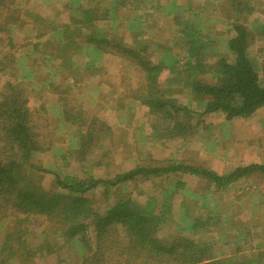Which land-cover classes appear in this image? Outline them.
Wrapping results in <instances>:
<instances>
[{
  "label": "rangeland",
  "instance_id": "obj_1",
  "mask_svg": "<svg viewBox=\"0 0 264 264\" xmlns=\"http://www.w3.org/2000/svg\"><path fill=\"white\" fill-rule=\"evenodd\" d=\"M78 1L91 14L95 33L102 35L109 30L114 40L130 45L136 42L141 47L146 45L148 58L154 62L164 60L168 65H175V69L167 68L161 83L165 89L173 92L179 103L194 110L189 119L192 133L185 137L179 135L172 139H154L151 135L152 118L148 109L137 105L130 98L131 92L140 86L141 74L133 70L132 66H127L115 51H100L99 54L94 45L86 44L84 36L78 35L74 27L69 28V36L59 37V33H50L46 39L36 38L35 34L39 31L46 33L55 28L60 31L68 23L73 25L70 23V15L66 13ZM256 1V10L246 17L245 23L254 32L255 42H251L249 52L264 84V38H260L263 35L261 28L257 29L264 22V0ZM225 2L226 0H2L0 26L3 31H0V52L3 54L12 51L13 54L10 52L9 55L11 60L14 61L15 57L16 61L13 63H19L22 56L33 51L35 42L40 43L38 49L41 51L25 56L28 57L25 60L30 68L38 71V84L35 85L26 77L17 76L11 71L8 75L14 81H19L20 88L29 90L26 92L29 94L27 99L30 108L44 110L39 123L41 131L44 132L43 141L46 145L50 144V148L38 153L34 164L58 170L62 175H87L80 172L79 161L75 158L79 145H74L71 139L75 128L62 122L63 99L72 107L77 106L75 109L79 110L81 119L85 121L83 134L87 133L90 121L95 117L114 129L111 136L102 134L103 140L99 141L102 147L97 150L98 156H91L92 158L85 161L84 168L87 167L88 172L95 170V176L111 178L117 172L139 164L153 166L172 160L202 165L219 173L229 172L239 165L264 162V108L248 117L231 120L219 112L201 116L200 111L205 100L198 99L188 85L190 76L185 63L189 51L185 38L187 40L189 35L181 31L186 27L194 29L200 35L198 44L200 41L204 44V63L208 66L214 65L220 56L231 57L226 41L232 33L228 31V23L224 18ZM114 12L118 17L115 21L112 15ZM73 14L76 18L83 16L80 11ZM10 38L15 43L11 50V44L8 43ZM61 41L72 43L69 51L63 55L52 45L53 42L58 45ZM43 43H47L46 46ZM73 49L77 50L73 53ZM207 49L211 53L206 54ZM61 55H71L75 64L70 69L68 65L63 67L61 60L57 58ZM85 61L95 64L92 67L97 68L95 74L83 67ZM6 76L0 74V89ZM199 77L205 81L214 80L211 72L200 74ZM78 80L82 82L79 87H75ZM46 82L62 87L53 91V87L48 88ZM97 82L98 89L94 90ZM78 97L80 100L76 105L73 102ZM101 161L104 163H100ZM53 177L44 173L43 186H52ZM177 177L179 176L176 174L138 177L117 185L108 197L103 190H96L90 193L89 198L98 210L104 209L123 194H128L142 206L154 199L155 211L160 209L162 200L166 198L170 202L169 220L160 235L167 238L187 235L196 241L198 236L189 230V220L193 216L206 218L210 212L215 220H210L213 221L211 228L205 229L201 235L207 242L214 241L213 243L220 246L216 254L228 258L241 245L243 254L240 260L264 255V227L261 229L263 235H258L256 229L264 221V173L257 172L250 180L232 183L227 190L221 192L206 180L188 174L180 177L185 182L184 187L175 190ZM223 211H227V221L219 219L223 216ZM22 217L10 214L4 221L11 225L24 218ZM47 221L46 217L31 218L30 222H22L21 228L31 233L29 237L33 242H41ZM2 226L5 225L0 224V240L4 233ZM238 228L243 230V235L237 234ZM247 233L249 234L246 235ZM61 246V255L64 257L68 247L65 243ZM68 249L75 257L78 248L70 245ZM53 263V257L37 259L35 262ZM8 264L19 262L10 261Z\"/></svg>",
  "mask_w": 264,
  "mask_h": 264
},
{
  "label": "trees",
  "instance_id": "obj_2",
  "mask_svg": "<svg viewBox=\"0 0 264 264\" xmlns=\"http://www.w3.org/2000/svg\"><path fill=\"white\" fill-rule=\"evenodd\" d=\"M256 2V0H226L224 18L228 23V31L232 33L226 43L231 57L220 56L211 67L204 63V44L202 41L198 44L200 35H197L194 29L186 27L181 31L189 35L187 40L185 38V45L188 46L189 51L185 63L190 76L188 85L198 99L205 100L204 107L200 111L201 116L219 112L223 113L226 119L231 120L248 117L258 109L264 108V84L249 52L251 42L254 41V32L245 23L246 17L256 10ZM1 3L2 0L0 5ZM69 10L66 15H70V23L73 25L68 23L60 31L57 28L46 33L39 31L35 34L36 38L46 39L50 33L54 35L59 33V37L69 36V28L74 27L78 35L84 36L86 44L94 45L99 50V54L100 51H115L127 66H132L133 70L141 74L140 86L131 92L130 98L135 100L137 105L148 109L152 118L150 119L152 134H150L154 139H172L179 135L185 137L192 133L189 119L194 110L179 103L173 92L165 89L164 84L161 83L167 68L175 69V65H168L169 63L164 60L154 62L148 58L146 45L141 47V44L136 42L130 45L114 40L109 30L102 35L95 33L92 28L93 18L91 19V14L85 7L79 5V1ZM75 11L82 12L83 16L76 18L73 14ZM112 15L114 21L118 19L115 12ZM258 28H261L263 33L260 38H264V22ZM0 31H3L1 26ZM8 43L11 44V50L15 43L11 38ZM43 44L46 46L47 43ZM70 44L72 46V43L66 44L64 41L58 45L56 42L52 43L62 55L69 51ZM39 45L38 41L35 42L33 51L22 56L23 59L17 60L19 63H13L16 61L15 57L14 61L11 60L12 57L9 55L10 52L13 54L12 51L3 54L0 52V74L7 75L0 89V219H2L0 224L5 225L2 226L4 233L0 240V264H8L10 261L35 264L37 259L47 257H53V264H264L263 254L240 260L243 254L241 245H238L234 254L228 258L216 254L220 246L213 243L214 241L207 242L202 237V232L205 229L209 230L215 220L210 212L206 218L193 216L189 220V230L197 233L196 241L187 235L167 238L160 235V231L165 228L169 220L170 202L166 198L162 200L158 211H155L154 199L142 206L128 194H123L113 203L99 210L89 198L90 193L96 190H103L102 192L108 197L121 183L138 177H162L165 174L179 176L174 184L175 190L184 187L185 182L180 177L188 174L206 180L221 192L227 190L232 183L250 179L257 172L264 173V162L239 165L229 172L219 173L202 165L172 160L166 164L153 166L139 164L131 169L117 172L111 178L95 176V170L88 172L87 167L84 168L85 161L89 157L92 158L91 156H98L97 150L102 147L100 143V140H103L102 134L111 136L114 129L95 117L91 119L87 133L83 134L85 121L81 119L79 110L75 109L77 106L72 107L66 99H63L62 122L75 128L71 133L74 145L79 144L75 158L79 161L80 172L87 175L81 177L62 175L58 170L35 165L37 154L50 148V144L46 145L43 141L44 132L41 131L39 123L44 110L30 108L27 99L29 90L20 88L19 81H14L15 79L8 75L11 71L17 76L26 77L35 85L38 84L36 80L38 71L30 68L25 60L28 57L25 56L31 55L34 51H41L38 49ZM74 50L77 49H73V53ZM70 53L72 54V50ZM208 53H211L210 49H207L206 54ZM62 55L57 58L61 60L63 67L68 65L70 69L75 62L71 55L68 57ZM85 62L83 67L94 73L97 68L92 69V67L95 64L91 61ZM207 72L213 74V82L199 77L200 74ZM81 82L78 80L76 85L74 84L75 87H79ZM47 85L48 88L53 87V91L62 87L50 82ZM79 98L74 99L73 103L79 104ZM108 159L109 157L106 160ZM44 173L54 176V183L49 188L43 186ZM10 214L22 215L24 218L9 225L4 219ZM39 216L46 217L48 221L42 231L43 240L33 242L29 237L31 233L21 228V225L22 222H30L31 218ZM227 216V211H223V216L219 219L227 221ZM237 234L243 235V230L238 228ZM62 243L68 248L70 245L78 248L76 256L73 257L67 248L66 255L62 257L60 249ZM74 258L78 260L75 261Z\"/></svg>",
  "mask_w": 264,
  "mask_h": 264
},
{
  "label": "crops",
  "instance_id": "obj_3",
  "mask_svg": "<svg viewBox=\"0 0 264 264\" xmlns=\"http://www.w3.org/2000/svg\"><path fill=\"white\" fill-rule=\"evenodd\" d=\"M97 89H98V82L95 84V87H94V90H97ZM243 180L246 181V180H250V179H243ZM263 227H264V221H263V223L258 224V226L256 227L258 235H263V231H261V229Z\"/></svg>",
  "mask_w": 264,
  "mask_h": 264
}]
</instances>
